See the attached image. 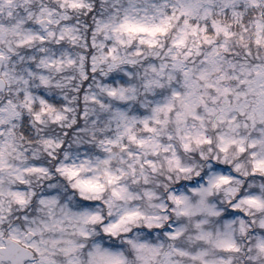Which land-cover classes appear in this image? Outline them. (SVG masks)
<instances>
[{
  "label": "clouds",
  "instance_id": "9594fccd",
  "mask_svg": "<svg viewBox=\"0 0 264 264\" xmlns=\"http://www.w3.org/2000/svg\"><path fill=\"white\" fill-rule=\"evenodd\" d=\"M0 264H264V0H0Z\"/></svg>",
  "mask_w": 264,
  "mask_h": 264
}]
</instances>
